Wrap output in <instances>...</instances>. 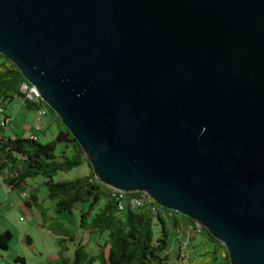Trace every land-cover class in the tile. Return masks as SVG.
Here are the masks:
<instances>
[{"label": "water", "instance_id": "95a60500", "mask_svg": "<svg viewBox=\"0 0 264 264\" xmlns=\"http://www.w3.org/2000/svg\"><path fill=\"white\" fill-rule=\"evenodd\" d=\"M0 54L100 183L264 264V0H0Z\"/></svg>", "mask_w": 264, "mask_h": 264}, {"label": "trees", "instance_id": "16d2710c", "mask_svg": "<svg viewBox=\"0 0 264 264\" xmlns=\"http://www.w3.org/2000/svg\"><path fill=\"white\" fill-rule=\"evenodd\" d=\"M0 57L4 59L0 61L2 115L4 116L3 107L14 98H20L28 110L35 112L40 107L39 104L24 102L18 92L19 85L25 79L7 58L1 54ZM41 105L46 108L47 113H52L46 104L42 102ZM58 145L62 148L56 153ZM82 165L88 167L87 175L71 181H53L57 174L67 173ZM2 172L6 173L4 184L13 189L21 188L27 179L43 177L47 198L54 202L57 213H70L77 204H88L87 211L80 213V227L85 229L84 218L89 219L91 216L87 226L90 232L98 234V240L102 243L98 245L100 255L96 258L90 257L80 246L74 250L71 263L60 258L61 264H92L95 261L99 264H173L166 253V246L172 232L181 224L189 228L190 235L200 233L214 245L220 244L195 221L159 207L143 192L125 195L124 204L127 205L123 210L125 215L122 216L123 211H118L112 190L94 177L83 149L65 126L52 141L45 144L30 139H0V175ZM27 196L29 199L33 197L30 191H27ZM131 201L137 202L134 208L129 204ZM10 238L9 232L0 235L1 251L8 250ZM69 239L68 235L62 242ZM220 247L223 248L222 245ZM104 249L105 256L102 254ZM15 261L22 262L21 259ZM222 264H229L227 254L222 256Z\"/></svg>", "mask_w": 264, "mask_h": 264}, {"label": "crops", "instance_id": "0c3cea01", "mask_svg": "<svg viewBox=\"0 0 264 264\" xmlns=\"http://www.w3.org/2000/svg\"><path fill=\"white\" fill-rule=\"evenodd\" d=\"M18 99L19 100L13 99L12 102H10V104L5 105V107H3L4 116L0 114L1 117L0 139H6V138L29 139L32 135H36V134H24V137L20 138L21 134H19V129L18 131L12 130L11 128L12 124L14 125L15 128L18 127L17 124H19V119H23L22 121L23 128H30L29 125L26 123L27 121L25 116H27L26 112L28 111L34 112L33 110L32 111L28 110L25 107V105L22 103L21 99L20 98ZM47 114L43 117H46ZM51 119H54L53 116H51ZM38 125H40L39 127L41 131V124L39 123ZM5 177H6V173L2 172L0 175V235H2L5 232H9L11 235L10 238L11 242L9 241L8 243L7 251L0 250V259H3V256H5L9 261L11 259L14 261L16 259H21L22 262H19L20 264H61L60 258H63L68 263H71L74 250L80 246L74 245L75 246L74 249H71L69 248L70 246H68L66 247L67 250H65L66 248L62 246L61 244L62 239L70 234H65L64 237L60 235V231L56 230L55 228H51L52 225L56 223V220L58 218L57 216L58 213L55 212V208L53 209L52 214H50L48 217V221H51V223H46V227H44L46 222L45 221L46 216L44 213L41 214V212L43 211L38 203V198L33 194V189L27 190L30 191V194L33 196L32 199L28 198L27 191L22 193L24 196H26L22 198L20 197L19 194H16L17 193L16 190L4 184L3 180ZM25 184L26 182H24L21 188L26 186ZM26 203L28 205H26ZM45 210L47 211V209ZM20 214H22L25 218L23 225H19V224H17L16 226L12 225L13 223L15 224V220L17 216ZM90 219L91 216H89V222ZM181 226L185 227V225L182 224ZM185 228L189 229L188 227ZM81 232L78 233L77 231L76 233L70 235V239L66 242L69 243L70 241H74L76 239H83L84 240L83 241L84 245L82 246L83 251L90 257H94V258L98 257L101 251L100 247L98 246L101 243L98 240V234H96L95 232H90L88 230L87 223L85 225V229H82ZM36 233L41 236V240L44 245L42 249H41V242L39 240H36L37 238ZM54 233L56 235H54ZM172 234H174L173 243H176V246H178L179 242H181V240L184 237L189 238V241L195 240V237L193 235H190L189 232L188 233L186 232L187 235L184 234L183 229L180 227L174 232H172ZM12 241L16 242L18 249L16 250L11 249V247H13ZM47 242L50 243V246H48V256L47 258H45L44 248L46 250ZM53 242H55V244L51 245ZM63 243L65 244L64 240ZM60 250H63V252L60 253ZM102 254L103 256L106 255V249L102 251ZM207 260H209V258H207L206 261ZM92 264H99V263L95 261Z\"/></svg>", "mask_w": 264, "mask_h": 264}, {"label": "rangeland", "instance_id": "374dc122", "mask_svg": "<svg viewBox=\"0 0 264 264\" xmlns=\"http://www.w3.org/2000/svg\"><path fill=\"white\" fill-rule=\"evenodd\" d=\"M4 60L3 57H0V61ZM15 100H19L18 98H14ZM7 104V103H6ZM8 105V104H7ZM26 123L29 125L30 128H23L22 127V121L23 119H19V124H17V128L14 127L12 124L11 128L13 131H18L20 138L24 137V134H36L35 136L38 138V142L40 144H45L49 141H52L57 133L63 129V123L61 122L60 118L52 111V113L48 112L46 117L39 118L37 125L41 124V131L35 130L34 126L36 124V113L35 112H26ZM51 116H53L54 119H51ZM1 118V117H0ZM49 120V121H48ZM54 120V121H53ZM51 121V122H50ZM40 126V125H39ZM22 127V129H21ZM10 133V132H9ZM62 148L61 145H58L56 149V153L60 151ZM88 167L86 165H82L76 169H73L67 173H59L56 176L53 177L54 182H61V181H71L76 178H80L83 175L88 173ZM26 186H24L21 189H14L16 190V194H19L20 197L24 198L22 193L26 192L28 189H33V194L38 198V203L40 205V208L42 209V214L44 213L45 218V225L46 223H51V221H48V217L50 214H52L54 209V202L49 200L47 198V189L44 185L45 179L41 176H37L35 178L27 179L25 180ZM145 194V193H144ZM146 195V194H145ZM147 196V195H146ZM148 197V196H147ZM132 202V201H131ZM81 208V209H80ZM47 209V211L45 210ZM88 209L87 203H79L76 206H74L70 213L61 212L58 213V218L56 220V223L52 225L51 228H55L56 230L60 231L61 236H65V234H74L78 231L80 233L82 231L80 227V213L86 212ZM125 209V208H124ZM123 209V210H124ZM122 210V211H123ZM174 211H172L173 213ZM175 213V212H174ZM122 216L125 215V211L121 213ZM21 218V219H20ZM25 218L22 214L18 215L15 224L12 225H23ZM84 222L88 223L89 219L88 217L84 218ZM61 225V226H58ZM180 228L183 229L184 234L186 232H189V229L180 226ZM80 231V232H79ZM56 233V232H55ZM54 233V235H56ZM82 233V232H81ZM69 235V237H70ZM187 235V234H186ZM195 237V240L189 241V238H183L181 242H179L178 246H176V243H173L174 241V234L170 235V238L168 240L167 246H166V253L171 257V261L173 264H222V256L227 254L225 248H221L220 244L218 246L214 245L211 241L206 240L205 236L203 234H192ZM36 240H39L41 242V249L43 248V243L41 240V236L36 233ZM39 238V239H38ZM83 239H76L74 241L65 242V244L62 242V246L65 248L70 246L69 248L74 249L75 246H83ZM189 241V242H188ZM11 242V240H10ZM46 250L45 251V258L48 256V246H50V243H46ZM55 242H53L51 245H54ZM75 245V246H74ZM12 250L18 249V246L16 245L15 241H12ZM67 250V248L65 249ZM3 254V253H1ZM43 256V255H42ZM228 256V254H227ZM209 258V260L206 261V259ZM36 260V259H35ZM206 261V262H205ZM205 262V263H204ZM20 264L19 262H16L14 260H8L5 256H3V259H0V264Z\"/></svg>", "mask_w": 264, "mask_h": 264}, {"label": "built area", "instance_id": "2783aa9c", "mask_svg": "<svg viewBox=\"0 0 264 264\" xmlns=\"http://www.w3.org/2000/svg\"><path fill=\"white\" fill-rule=\"evenodd\" d=\"M18 92L22 96V100L24 102H32L34 104H39L40 107L35 110L36 122H38L39 118H41L47 114L46 108L41 105L43 100H42L40 94L38 93V91L36 90V88L34 86L30 85L26 81L22 82L18 87ZM2 113H3V109L0 108V114H2ZM34 129L40 130V127H39V125H37V123L35 124ZM29 139L32 141L38 140V138L35 135H32ZM111 190H112L113 196L116 199V202H117L116 206H117V209L119 211V208H122V205H124L125 195L127 193L120 192V191L113 190V189H111ZM148 199H150V198L148 197ZM134 207H135V205L132 206V208H134Z\"/></svg>", "mask_w": 264, "mask_h": 264}, {"label": "bare ground", "instance_id": "6f19581e", "mask_svg": "<svg viewBox=\"0 0 264 264\" xmlns=\"http://www.w3.org/2000/svg\"><path fill=\"white\" fill-rule=\"evenodd\" d=\"M136 203H137L136 201L129 202L130 206H133ZM126 205H127V203H125L124 205H122V208H119V211H122L126 207Z\"/></svg>", "mask_w": 264, "mask_h": 264}]
</instances>
